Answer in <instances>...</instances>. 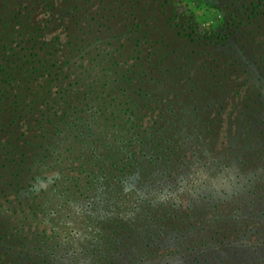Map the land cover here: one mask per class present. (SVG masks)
<instances>
[{
    "label": "trees",
    "instance_id": "obj_1",
    "mask_svg": "<svg viewBox=\"0 0 264 264\" xmlns=\"http://www.w3.org/2000/svg\"><path fill=\"white\" fill-rule=\"evenodd\" d=\"M245 1L229 20L259 51L228 62L226 37L165 25V0H0V264H194L211 199L184 206L191 176L264 154V0Z\"/></svg>",
    "mask_w": 264,
    "mask_h": 264
},
{
    "label": "rangeland",
    "instance_id": "obj_2",
    "mask_svg": "<svg viewBox=\"0 0 264 264\" xmlns=\"http://www.w3.org/2000/svg\"><path fill=\"white\" fill-rule=\"evenodd\" d=\"M165 1L164 10H166V16L169 19L165 25L172 23L180 29H185L188 33L190 32V26H193L195 32L188 35V39H197V43H201L202 46L206 45L208 48L209 45L207 44L210 40L217 42L226 37L224 41L220 42H225L226 49L228 47L225 54L228 62L229 58L234 55L233 51L235 49L239 61L242 62L245 57L253 60V52L259 51L255 30L252 27L248 28L249 32L253 30L255 34L248 35V39L245 40L246 37L242 32L245 30L244 27L247 22L244 21L240 25L239 23L233 24L232 19L229 20L232 13L228 14L227 5H230L229 10L233 11L242 2L248 5L247 1L240 0V2L236 1L231 4L232 0H212L210 5L205 4L204 0ZM162 19L165 20V17ZM161 28H164V26L162 25ZM234 30L238 32L236 33ZM204 51L203 55L197 57L200 59H195V61L200 63L209 59L207 54L210 51L207 49ZM253 68H256L255 64ZM239 72L234 71L233 73L238 75ZM232 87L236 92L238 88L235 87L237 85L233 86L232 84H230V87H226L224 91L229 94L233 93L231 91ZM227 100L230 101L225 100L226 102L222 103L223 105L225 103L226 106H224L222 130L218 144L220 149L227 144L229 129L234 128L235 120L231 112L239 107L240 102L239 98L232 100L229 98ZM249 138L253 140L255 137L249 136ZM250 143L251 147L254 148L255 142L251 141ZM247 151L246 157L249 160L252 158L254 162L247 160L245 157V159H241L244 160L241 165H238L232 157L230 160L228 159V163H231V165L216 175L210 174V168L202 170L199 167L197 168L198 175L191 176V179L199 176L208 181L205 185L195 183L194 191L188 190V193L187 191L184 193V196H182L186 199L184 206L190 202V198L197 200L195 204L199 205L202 196L197 198L198 194L206 196L208 194L211 199L204 215H200L199 218L192 217L188 225L197 227L199 234L206 232L209 226L212 231L211 233L208 231L210 236H208L209 239L204 248L189 250L185 254V258L195 260L194 264H203L204 260H208V264H264V154H253L252 157L250 148ZM251 170L257 172L256 177L250 176ZM250 178H252V185L249 182ZM253 183H259V185L253 186ZM252 200L254 201L252 202ZM235 207L242 210L243 216L239 218V221H235L232 217ZM261 209L263 213L260 212ZM201 229L203 232L200 231ZM188 237H191L192 240L197 238L194 233L189 234ZM202 250L206 254L204 259L199 257ZM198 257L199 260L196 259ZM144 264L148 263L145 262Z\"/></svg>",
    "mask_w": 264,
    "mask_h": 264
},
{
    "label": "clouds",
    "instance_id": "obj_3",
    "mask_svg": "<svg viewBox=\"0 0 264 264\" xmlns=\"http://www.w3.org/2000/svg\"><path fill=\"white\" fill-rule=\"evenodd\" d=\"M167 198H168V194L162 195V196L160 197L161 200H165V199H167Z\"/></svg>",
    "mask_w": 264,
    "mask_h": 264
}]
</instances>
